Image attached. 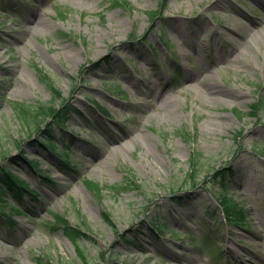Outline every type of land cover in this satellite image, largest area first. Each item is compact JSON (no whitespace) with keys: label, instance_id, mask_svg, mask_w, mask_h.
Returning a JSON list of instances; mask_svg holds the SVG:
<instances>
[{"label":"rangeland","instance_id":"1","mask_svg":"<svg viewBox=\"0 0 264 264\" xmlns=\"http://www.w3.org/2000/svg\"><path fill=\"white\" fill-rule=\"evenodd\" d=\"M18 103L68 109L70 165ZM263 151L264 0H0V165L37 193L1 205L0 264H264Z\"/></svg>","mask_w":264,"mask_h":264},{"label":"trees","instance_id":"2","mask_svg":"<svg viewBox=\"0 0 264 264\" xmlns=\"http://www.w3.org/2000/svg\"><path fill=\"white\" fill-rule=\"evenodd\" d=\"M155 15L156 14H154L153 17ZM133 38L134 37L131 36V40H133ZM15 109L17 111L18 116L22 119V121L32 126H35V128H38V126L41 125L42 122L41 119L43 118L51 119V122L42 124V125H46V127L44 126L45 128L43 127L42 129H40V131L43 133L44 139L40 141V143L39 142L36 143L40 144L46 149H50L54 151V153H56V155L59 158H61L64 162L67 163L68 158L65 156L64 152L59 153L56 151V146L53 139L54 135L53 132L50 131L49 129H51L50 127L53 125L61 127L63 124L67 122L66 115L68 113V109L66 107L55 108L48 104H39L38 106H31L25 103L16 104ZM199 155L200 154L198 151H194L190 158V165L188 172L186 174V183H190L192 185L197 184V179H198L197 172L201 168ZM30 164H32L31 161ZM230 172L231 171L229 167L212 168L208 172H206V176H208V180L209 182H211L212 185L214 186L219 185V191L217 193L216 199L219 202V204L224 208L227 215V219L232 223H236L239 221H245L247 218V214L244 205H242L238 201L232 200L231 197H227V192L229 191V187L226 186L223 180L226 178V174ZM26 190L31 191V189H29V187L27 186V184L24 183L23 180L15 177L10 172V170L5 166L0 165V201H2V204H0V214L6 217V214L1 207L3 203H10L5 199L6 196H11L13 199L19 200L22 198V195L24 194V192H26ZM176 198L180 199V197H176ZM61 221H63L64 223H60ZM157 223L160 224V220H157L155 224L157 225ZM58 226L63 227L64 231L72 238L78 239L83 235H85V232L80 227L72 225L68 220L62 219V217H58V223L55 224L53 228H56ZM128 239L134 244L137 243V241H135L132 238H128Z\"/></svg>","mask_w":264,"mask_h":264},{"label":"bare ground","instance_id":"3","mask_svg":"<svg viewBox=\"0 0 264 264\" xmlns=\"http://www.w3.org/2000/svg\"><path fill=\"white\" fill-rule=\"evenodd\" d=\"M160 97V96H159ZM111 136L113 137V140H114V142H117V143H120V140L122 139V137L124 136V135H122V134H120V132H118V131H116V132H114V131H111ZM113 142V143H114ZM94 154V153H93ZM95 155V157H96V154H94ZM94 161V160H93Z\"/></svg>","mask_w":264,"mask_h":264}]
</instances>
